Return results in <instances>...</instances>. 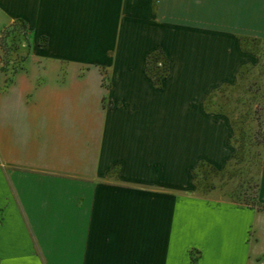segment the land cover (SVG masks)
<instances>
[{
  "label": "crops",
  "instance_id": "obj_1",
  "mask_svg": "<svg viewBox=\"0 0 264 264\" xmlns=\"http://www.w3.org/2000/svg\"><path fill=\"white\" fill-rule=\"evenodd\" d=\"M13 19L30 47L0 70V264H264V147L259 206L190 174L226 156L203 104L250 60L240 37L264 39V0H0Z\"/></svg>",
  "mask_w": 264,
  "mask_h": 264
},
{
  "label": "rangeland",
  "instance_id": "obj_2",
  "mask_svg": "<svg viewBox=\"0 0 264 264\" xmlns=\"http://www.w3.org/2000/svg\"><path fill=\"white\" fill-rule=\"evenodd\" d=\"M15 29L3 34L0 49V66L8 76L27 47L19 28ZM43 41L39 36L37 43ZM239 41L250 60L237 68L232 81L214 88L203 104L205 110L218 114V128L226 132V146L218 149L226 156L219 162L199 159L190 174L193 187L203 195L252 204L264 147V39L241 36ZM162 62L158 58L155 68L161 69ZM100 73L106 85L102 68Z\"/></svg>",
  "mask_w": 264,
  "mask_h": 264
},
{
  "label": "trees",
  "instance_id": "obj_3",
  "mask_svg": "<svg viewBox=\"0 0 264 264\" xmlns=\"http://www.w3.org/2000/svg\"><path fill=\"white\" fill-rule=\"evenodd\" d=\"M15 28H19L20 36L24 39L25 44H26L27 47H26V50H24V52L19 55L18 62H17V64L14 67H12L10 75L7 77L6 81H10L11 80V75L18 68H21L22 62L25 59V57L27 56V53H28V50H29V47H30V41H29V37H28V28H27L25 22L23 20H21V19H13L9 23L5 24L0 30V49L3 51V46H2V36H3V34L7 30H11V29L12 30H17ZM42 37H43L44 41L38 43V45L40 47H43L45 45V37L44 36H42ZM158 58L162 59V61H163L161 63V69L155 68L156 67L155 63L157 62ZM2 63H3V60L1 59V64ZM0 70L1 71L5 70L2 65L0 66ZM167 72H168V58L166 57V55H164L162 50L158 48V49H155V50L149 52L147 54L146 60H145V74L147 75V77L150 78V80L153 83V85L156 86V87H159L160 83H161V79L167 74ZM256 188H257V184H256ZM254 200H255V196H254ZM233 202H236V203H239V204H245V205H249V206H259V204H257L256 200L252 204H248L245 201H243V202L233 201Z\"/></svg>",
  "mask_w": 264,
  "mask_h": 264
}]
</instances>
